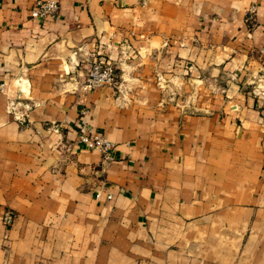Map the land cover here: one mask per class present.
<instances>
[{
	"label": "crops",
	"instance_id": "crops-1",
	"mask_svg": "<svg viewBox=\"0 0 264 264\" xmlns=\"http://www.w3.org/2000/svg\"><path fill=\"white\" fill-rule=\"evenodd\" d=\"M56 1L0 0V264H264V0Z\"/></svg>",
	"mask_w": 264,
	"mask_h": 264
},
{
	"label": "built area",
	"instance_id": "built-area-1",
	"mask_svg": "<svg viewBox=\"0 0 264 264\" xmlns=\"http://www.w3.org/2000/svg\"><path fill=\"white\" fill-rule=\"evenodd\" d=\"M59 8L60 4L56 0H36L31 11V16L32 18L56 17ZM118 82V67L115 62L95 58L84 76V80L79 83L76 89L93 91L100 87H115L118 85ZM5 92V85L0 84V95ZM14 110L15 102L10 101L9 111L12 112ZM82 113H85V111H82ZM77 142L91 150L99 151L102 154V166L104 168L116 160V144L107 137L94 134L90 125L86 122H82L79 126ZM100 196L101 191H98L96 197L100 198ZM108 198H111V196L109 195ZM13 220L14 214L11 211H7L3 216V221L6 224H11Z\"/></svg>",
	"mask_w": 264,
	"mask_h": 264
}]
</instances>
